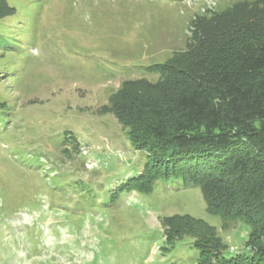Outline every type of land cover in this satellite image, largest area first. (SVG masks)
Listing matches in <instances>:
<instances>
[{
  "label": "rangeland",
  "instance_id": "rangeland-1",
  "mask_svg": "<svg viewBox=\"0 0 264 264\" xmlns=\"http://www.w3.org/2000/svg\"><path fill=\"white\" fill-rule=\"evenodd\" d=\"M239 1L0 3V30L16 46L0 50V264H196L193 236L162 249L161 219L173 215L201 220L197 234L212 230L227 256L245 249L248 228L208 213L198 187L116 192L146 155L106 110L122 87L144 106L166 102L170 84L145 67L183 51L207 11Z\"/></svg>",
  "mask_w": 264,
  "mask_h": 264
},
{
  "label": "trees",
  "instance_id": "trees-1",
  "mask_svg": "<svg viewBox=\"0 0 264 264\" xmlns=\"http://www.w3.org/2000/svg\"><path fill=\"white\" fill-rule=\"evenodd\" d=\"M201 17L199 36L183 51L145 67L159 84H170L166 102L144 106L125 87L109 99L106 110L127 129L132 148L146 155L142 171L116 192L147 194L158 182L173 181L198 187L208 213L248 228L245 249L227 256L212 230L197 234L206 229L201 220L180 215L162 217V249L190 235L196 264H264V39L253 31L264 22V0ZM15 47L0 30V50ZM6 110L1 102L0 114ZM176 221L195 231L173 228Z\"/></svg>",
  "mask_w": 264,
  "mask_h": 264
}]
</instances>
